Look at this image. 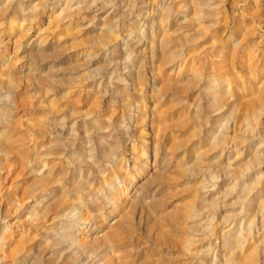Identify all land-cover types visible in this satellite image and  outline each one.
I'll use <instances>...</instances> for the list:
<instances>
[{
	"label": "rangeland",
	"instance_id": "rangeland-1",
	"mask_svg": "<svg viewBox=\"0 0 264 264\" xmlns=\"http://www.w3.org/2000/svg\"><path fill=\"white\" fill-rule=\"evenodd\" d=\"M0 264H264V0H0Z\"/></svg>",
	"mask_w": 264,
	"mask_h": 264
}]
</instances>
